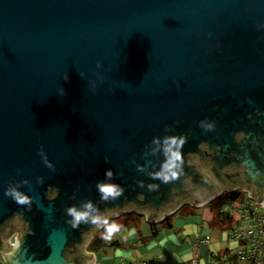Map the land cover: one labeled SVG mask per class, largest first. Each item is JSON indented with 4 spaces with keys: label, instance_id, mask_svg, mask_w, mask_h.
Segmentation results:
<instances>
[{
    "label": "water",
    "instance_id": "1",
    "mask_svg": "<svg viewBox=\"0 0 264 264\" xmlns=\"http://www.w3.org/2000/svg\"><path fill=\"white\" fill-rule=\"evenodd\" d=\"M173 135L163 183L152 140ZM240 188L264 206V0H0V264H95L71 205L156 223Z\"/></svg>",
    "mask_w": 264,
    "mask_h": 264
},
{
    "label": "crops",
    "instance_id": "2",
    "mask_svg": "<svg viewBox=\"0 0 264 264\" xmlns=\"http://www.w3.org/2000/svg\"><path fill=\"white\" fill-rule=\"evenodd\" d=\"M220 196L198 207L183 204L156 223L136 211L109 218L120 231L105 239L97 230L85 249L95 254V264H238L230 233L235 221Z\"/></svg>",
    "mask_w": 264,
    "mask_h": 264
},
{
    "label": "clouds",
    "instance_id": "3",
    "mask_svg": "<svg viewBox=\"0 0 264 264\" xmlns=\"http://www.w3.org/2000/svg\"><path fill=\"white\" fill-rule=\"evenodd\" d=\"M101 64L97 63V67H100ZM67 78V77H65ZM203 125V122H201ZM207 129H210L212 125H203ZM186 136H165L160 141V138H153L152 143L157 144L159 149L162 151L164 160L161 163L160 170L152 174V179H159L163 183H170L173 180H176L179 175L183 174V169L181 167V149L186 143ZM42 149L40 148L39 153ZM107 159V158H106ZM48 167H51L49 164ZM113 176L112 170H106L105 177L111 179ZM39 183H43L41 178H38ZM21 184H28V181H22ZM140 187H143V182H138ZM158 185L149 184L148 190L155 191L158 190ZM96 188L100 195V200L103 202L115 201L118 199L125 191L123 187L116 183H107L98 181ZM4 195L11 198L15 203L21 206H27L28 209H31L33 198L18 190V186H14L12 183H9L8 187L4 190ZM66 215L70 217L67 221L73 228H77L80 224H91L97 229H103L101 235L105 239H110L117 232L120 231L121 225L110 222V219L105 216L100 210L94 205L91 200L82 202L80 206L71 205L65 210ZM93 212L96 214L93 215Z\"/></svg>",
    "mask_w": 264,
    "mask_h": 264
},
{
    "label": "built area",
    "instance_id": "4",
    "mask_svg": "<svg viewBox=\"0 0 264 264\" xmlns=\"http://www.w3.org/2000/svg\"><path fill=\"white\" fill-rule=\"evenodd\" d=\"M243 194L224 205V212L235 221L231 229V240L238 245L234 251L238 264H264V206L256 205V200L249 196V191L236 189Z\"/></svg>",
    "mask_w": 264,
    "mask_h": 264
},
{
    "label": "trees",
    "instance_id": "5",
    "mask_svg": "<svg viewBox=\"0 0 264 264\" xmlns=\"http://www.w3.org/2000/svg\"><path fill=\"white\" fill-rule=\"evenodd\" d=\"M229 194H231V193L224 192L220 197L223 198L224 202H227V201H229V199H236V198L240 197L241 196V191H237L235 193H232L233 194V195L231 194L232 196H230ZM95 240L96 239L92 240V242L90 243V247H93V245L95 244Z\"/></svg>",
    "mask_w": 264,
    "mask_h": 264
},
{
    "label": "rangeland",
    "instance_id": "6",
    "mask_svg": "<svg viewBox=\"0 0 264 264\" xmlns=\"http://www.w3.org/2000/svg\"><path fill=\"white\" fill-rule=\"evenodd\" d=\"M247 196V194L245 193V194H243V196L241 197V199L243 200V201H245L246 200V197Z\"/></svg>",
    "mask_w": 264,
    "mask_h": 264
},
{
    "label": "flooded vegetation",
    "instance_id": "7",
    "mask_svg": "<svg viewBox=\"0 0 264 264\" xmlns=\"http://www.w3.org/2000/svg\"><path fill=\"white\" fill-rule=\"evenodd\" d=\"M227 191H228L227 189H226V190H224V192H227ZM224 192H223V193H224ZM221 195H222V194H221Z\"/></svg>",
    "mask_w": 264,
    "mask_h": 264
}]
</instances>
